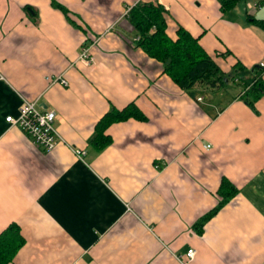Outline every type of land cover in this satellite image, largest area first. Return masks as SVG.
<instances>
[{
    "label": "crops",
    "instance_id": "1",
    "mask_svg": "<svg viewBox=\"0 0 264 264\" xmlns=\"http://www.w3.org/2000/svg\"><path fill=\"white\" fill-rule=\"evenodd\" d=\"M140 1L152 0H0V234L16 223L26 239L12 264H264V97L212 119V101L202 108L137 47L127 12ZM163 5L168 35L185 28L224 72L264 60V0L227 14L219 0ZM58 76L69 87L50 85ZM24 100L57 114L52 152L6 122ZM130 104L146 120L94 145L99 122ZM224 178L238 194L200 232Z\"/></svg>",
    "mask_w": 264,
    "mask_h": 264
},
{
    "label": "trees",
    "instance_id": "2",
    "mask_svg": "<svg viewBox=\"0 0 264 264\" xmlns=\"http://www.w3.org/2000/svg\"><path fill=\"white\" fill-rule=\"evenodd\" d=\"M241 0H219L223 13H230ZM60 10L64 9L57 6ZM167 10L155 0L140 1L129 11L130 23L138 32L137 47L147 56L162 64L164 73L192 98L197 99L199 87L211 91L224 89L231 81L243 88L239 96L254 109L256 101L264 97V70L256 66L252 69L237 63L229 72H224L200 45L199 39L183 27L177 30V38L168 35ZM228 54L225 53V56ZM130 119L146 120V116L130 104L123 110H112L99 122L92 143L104 148L111 143L107 129L115 123ZM238 194L237 188L223 179L219 190L218 206L198 224L202 232L205 224ZM26 239L18 224L12 223L0 234V264H12L25 246Z\"/></svg>",
    "mask_w": 264,
    "mask_h": 264
},
{
    "label": "built area",
    "instance_id": "3",
    "mask_svg": "<svg viewBox=\"0 0 264 264\" xmlns=\"http://www.w3.org/2000/svg\"><path fill=\"white\" fill-rule=\"evenodd\" d=\"M158 4L163 5L165 0H155ZM131 8L128 10L127 13ZM78 62L85 66H92L95 64V57L92 56L90 48L84 47L82 54L79 56ZM260 69L264 70V60L258 65ZM50 85H61L63 87H69V82L64 76L48 78ZM201 101L202 99H198ZM57 114L54 111H43L39 108L36 102L23 101V104L19 110L17 117L9 116L6 122L11 127H17L21 129L25 134L29 136L33 144L42 148L45 152H52L56 147L63 142L61 135L59 134L56 123ZM79 158L85 155V152H77ZM197 252L191 249L186 254V260L191 261L195 258ZM183 260V259H181ZM183 262V261H182Z\"/></svg>",
    "mask_w": 264,
    "mask_h": 264
},
{
    "label": "rangeland",
    "instance_id": "4",
    "mask_svg": "<svg viewBox=\"0 0 264 264\" xmlns=\"http://www.w3.org/2000/svg\"><path fill=\"white\" fill-rule=\"evenodd\" d=\"M196 91L198 92V95H202L205 98L204 103H198L201 104L200 106L202 108L205 104L208 103V101H212V103L215 105L214 108L212 107L211 111L207 109V112L210 113L212 115V119H214L218 115V112L225 109L233 101L234 98H237L241 95V93L243 92V88L237 85L235 82L231 81L219 93H213L211 89L201 87Z\"/></svg>",
    "mask_w": 264,
    "mask_h": 264
}]
</instances>
